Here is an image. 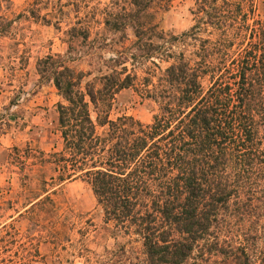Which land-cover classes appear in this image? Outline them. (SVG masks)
I'll return each instance as SVG.
<instances>
[{"label":"trees","instance_id":"obj_1","mask_svg":"<svg viewBox=\"0 0 264 264\" xmlns=\"http://www.w3.org/2000/svg\"><path fill=\"white\" fill-rule=\"evenodd\" d=\"M168 2L110 0L88 41L79 18L54 19L66 51L35 64L60 99L52 180L88 185L136 264H264V27L246 0H194L193 25L164 33ZM128 89L154 105L148 124L109 118Z\"/></svg>","mask_w":264,"mask_h":264},{"label":"rangeland","instance_id":"obj_2","mask_svg":"<svg viewBox=\"0 0 264 264\" xmlns=\"http://www.w3.org/2000/svg\"><path fill=\"white\" fill-rule=\"evenodd\" d=\"M109 1L73 0L75 5L65 7V0H0V264H136L140 256L134 241L103 222L88 185L52 180L56 174L48 161L60 149L53 125L60 99L50 84L38 81L35 70L37 60L66 51L65 27L56 28L54 19L79 18L89 28L88 41L100 30ZM250 7L264 27V0H246L242 11ZM194 8V0H169L158 13L159 29L172 35L187 31ZM42 16H49L50 24ZM87 41L76 44V51L88 52ZM99 52L109 57L106 49ZM153 110L150 101L128 89L115 97L109 118L125 115L148 124Z\"/></svg>","mask_w":264,"mask_h":264}]
</instances>
